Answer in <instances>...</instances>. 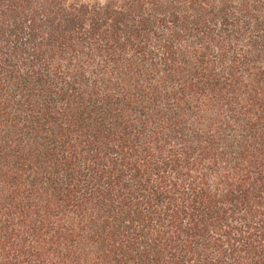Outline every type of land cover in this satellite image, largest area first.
Masks as SVG:
<instances>
[{
    "label": "trees",
    "instance_id": "trees-1",
    "mask_svg": "<svg viewBox=\"0 0 264 264\" xmlns=\"http://www.w3.org/2000/svg\"><path fill=\"white\" fill-rule=\"evenodd\" d=\"M0 264H264V0H0Z\"/></svg>",
    "mask_w": 264,
    "mask_h": 264
},
{
    "label": "rangeland",
    "instance_id": "rangeland-1",
    "mask_svg": "<svg viewBox=\"0 0 264 264\" xmlns=\"http://www.w3.org/2000/svg\"><path fill=\"white\" fill-rule=\"evenodd\" d=\"M82 1L95 2L96 0H82Z\"/></svg>",
    "mask_w": 264,
    "mask_h": 264
}]
</instances>
